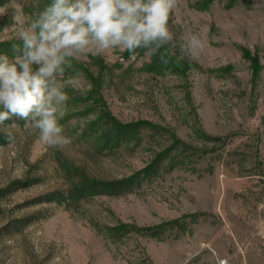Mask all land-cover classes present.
Instances as JSON below:
<instances>
[{"label": "rangeland", "instance_id": "374dc122", "mask_svg": "<svg viewBox=\"0 0 264 264\" xmlns=\"http://www.w3.org/2000/svg\"><path fill=\"white\" fill-rule=\"evenodd\" d=\"M49 2L0 0V55ZM168 26L66 68L67 148L0 125V264H264V0H177Z\"/></svg>", "mask_w": 264, "mask_h": 264}, {"label": "clouds", "instance_id": "9594fccd", "mask_svg": "<svg viewBox=\"0 0 264 264\" xmlns=\"http://www.w3.org/2000/svg\"><path fill=\"white\" fill-rule=\"evenodd\" d=\"M177 0H50L34 17L15 14L16 38L22 45L14 59L0 55V125L13 117L53 150L65 149L72 138L60 121L69 99L65 91L74 77L64 78L73 60L119 49L155 54L173 42L168 26ZM39 7V3L35 5ZM195 37L182 46L191 52ZM161 62L168 61L161 54Z\"/></svg>", "mask_w": 264, "mask_h": 264}, {"label": "built area", "instance_id": "2783aa9c", "mask_svg": "<svg viewBox=\"0 0 264 264\" xmlns=\"http://www.w3.org/2000/svg\"><path fill=\"white\" fill-rule=\"evenodd\" d=\"M221 264H227V262L225 260L221 261Z\"/></svg>", "mask_w": 264, "mask_h": 264}]
</instances>
